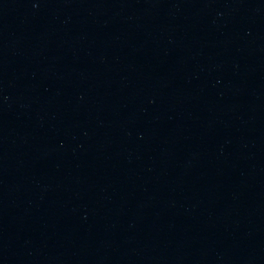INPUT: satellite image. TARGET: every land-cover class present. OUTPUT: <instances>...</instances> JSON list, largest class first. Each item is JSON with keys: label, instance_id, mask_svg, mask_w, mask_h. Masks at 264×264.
<instances>
[{"label": "water", "instance_id": "obj_1", "mask_svg": "<svg viewBox=\"0 0 264 264\" xmlns=\"http://www.w3.org/2000/svg\"><path fill=\"white\" fill-rule=\"evenodd\" d=\"M0 264H264V0H0Z\"/></svg>", "mask_w": 264, "mask_h": 264}]
</instances>
